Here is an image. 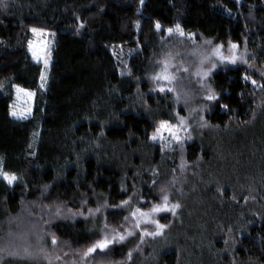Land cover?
I'll use <instances>...</instances> for the list:
<instances>
[{"label": "trees", "instance_id": "16d2710c", "mask_svg": "<svg viewBox=\"0 0 264 264\" xmlns=\"http://www.w3.org/2000/svg\"><path fill=\"white\" fill-rule=\"evenodd\" d=\"M33 28L55 36L47 89ZM233 44L244 64L193 73L211 92L177 69ZM164 60L170 85L153 80ZM261 84L264 0H0V168L18 177L0 178V264H264ZM13 86L35 93L26 119L11 116ZM164 120L180 143L151 139ZM164 196L179 205L158 219L169 232L125 237ZM103 229L125 239L84 256Z\"/></svg>", "mask_w": 264, "mask_h": 264}, {"label": "rangeland", "instance_id": "374dc122", "mask_svg": "<svg viewBox=\"0 0 264 264\" xmlns=\"http://www.w3.org/2000/svg\"><path fill=\"white\" fill-rule=\"evenodd\" d=\"M44 33H45V35H44L43 38L37 37V36H35L33 34V38L31 40L30 44H32L34 49L39 50L40 44H41V39H43L44 41H47L46 52L48 53V55H47L48 67L47 68L44 67L43 60H41L40 62H37V60L33 56V50L30 49V47H29V53H30L31 57L33 58L34 62H36L38 64H41V66H42L41 76L43 75L44 79L42 80L40 78V87L43 84V87H41V88L42 89H47L48 88V84H49V77H50V67H51L52 60H53L52 50H53V45H54V41H55V36H54V33H52V32L44 31ZM209 48L210 49L204 55H203L204 52L200 53L203 48L199 49V51H194L193 54H192V51H190V54H192V55L189 56V59H190V57L200 59V61L198 62L199 64H197L196 66L192 67V69H187V71H184V69H186L184 62L189 61V60H184L183 59L184 62H182L181 64H179V66H177V69L179 71H183L184 74L189 73L187 84L190 87H193L194 89H196L197 91L200 90L201 92H206V91L208 92V90H209L208 86H206V85L204 86V84H201V83L200 84H195L192 81L193 73H196L197 75H200V76L206 78L208 76V73H211L217 67V66H215L216 63H217V65L218 64H223V63H232L231 60H232L233 57H235V63H232V64H238L239 65V64H244L245 63V59H244L243 53L239 49L238 46L236 48H232V45H231V46H229L227 48H223L221 46H213V45H211V47L209 46ZM217 49H219V55L216 52ZM221 56H223L224 59H221L220 58ZM168 59H166V60H168ZM166 60H164L163 62H165ZM163 62H162V64L160 63L162 66H163ZM166 62L168 63V68H170L171 64L168 61H166ZM204 73H207V76H205ZM197 77L198 76H196V78ZM179 84L180 85L184 84L182 79L179 81ZM17 88H21V87L13 86V88H12L14 90V94L15 95H14V99H13V103H12V107H11V112L13 110H15V111H17L19 113V112L25 110L28 107V105H31V113H32V108H33V104H34V96L26 104L25 100L27 98L24 96L23 93H17ZM21 89H24V88H21ZM24 90H26L28 92H32V91L27 90V89H24ZM158 90H156V88H155L153 91L158 92ZM0 93L5 94L3 89H0ZM208 102H209V100L208 101L205 100L204 104L207 103L206 105H208ZM30 115H28V117ZM176 118H178V116H176ZM169 123L174 125V126H176V128L178 130V135L181 137V140H182L183 139V132H182V129L180 128L181 123L180 122H174V123L173 122H169ZM159 125H160V122L157 124V128L159 127ZM164 137H165L164 140H159L158 139L155 142H158V143H161V144H164V145H166V144L169 145V144L174 143L173 141H175L169 136V134L167 132L164 133ZM142 212L149 213L150 214V218L151 219H155V220H158L160 216H164L165 214H166V216L173 215L172 211H171L172 214L167 213V211H161L159 213H153L152 209L149 210V211H142ZM130 217H131V219L128 222L129 227L126 228L127 231H128V234L125 235V237H131L129 235V233H132L134 236H132L131 238H134V239H136V241H138V246H143L144 247V246L148 245L149 243H153L157 239H160L163 236H165L166 233L164 235V232L167 230V233H168L169 229L171 228L170 224H169V226H167L168 225L167 224L166 227L162 230V234L156 235V236H150V235L149 236H144V235H142V233L144 231L152 232V231L155 230V226L153 224H151V223L141 222L140 227L137 228L134 225H135V220L138 219L139 217H133L132 215H130ZM161 224H164V223H161ZM102 231H104V229L100 231L101 235L103 237L105 235H107L109 238H111V236L114 235V234H110V233L102 234ZM118 237H119V234H117V239L114 242H112V243L119 242L120 240H119ZM131 238H129V239H131ZM97 250H99V249H97ZM53 261H55V260H53Z\"/></svg>", "mask_w": 264, "mask_h": 264}, {"label": "snow or ice", "instance_id": "6c2138e0", "mask_svg": "<svg viewBox=\"0 0 264 264\" xmlns=\"http://www.w3.org/2000/svg\"><path fill=\"white\" fill-rule=\"evenodd\" d=\"M141 4H143L144 0H140ZM6 6V4H5ZM82 26V25H81ZM155 28L157 31L161 30V25L159 22H156L155 24ZM33 32V34L37 37L43 38L45 33L42 29H38V28H33L31 30ZM166 31L168 32L169 35H171L173 33V31L179 33L180 36H184L185 33L183 31V29L180 27L179 24H176L175 29L173 28H168L166 29ZM189 37L191 38V34H189ZM30 49L33 50V56L34 58L37 60V62H40L41 60H43L44 63V67L47 68L48 67V59H47V55L48 53L46 52V48H47V41H44L43 39H41V44H40V48L39 50H36L33 48L32 44L29 45ZM237 45L233 44L232 48H236ZM217 54L219 55V49L216 50ZM221 59H224L223 56L220 57ZM232 63H235V57L232 58L231 60ZM214 66V65H213ZM184 71H187V69H184ZM205 76H207V73H204ZM41 79H44V76H41ZM175 79L174 76L170 75L168 73V63L165 61L163 62V69L160 73H158L157 75H155L153 77V80L155 81H167L168 84L170 85L172 83V81ZM245 79H248V77H245ZM253 85L257 84V81L253 80L252 81ZM260 87L264 88V84L259 85ZM41 87H43V84L41 85ZM159 87V91L160 92H164L165 91V87L164 86H158ZM167 90L169 92L173 91V89L171 87H168ZM211 92V90H209ZM17 93H23L24 96L27 98L25 100V103L27 104L29 100L32 99V97L35 95V93L33 92H28L24 89L21 88H17ZM19 98V97H18ZM177 99H179V97H177ZM206 99L208 100H215L217 99V97L215 96L214 93L208 95L206 97ZM225 108L227 107V105L224 106ZM31 114V105H28V107L21 111V112H17L15 110H13L11 112V115L13 117H16L18 119H26L28 117V115ZM181 122L183 123V118H181ZM167 132L169 134V136L175 140L177 143H180L181 141V137L178 135V130L176 128V126L170 124L168 121L164 120L160 122L159 127L153 132L151 139L153 141L156 140H164V133ZM0 178H2L4 181H6L8 183V185H12L17 179L18 177L14 174V173H9L7 171H4L2 168H0ZM167 200L168 197L164 196V205L160 206V205H156L152 208V212L153 213H159L161 211H172L174 214V210L176 208L179 207L178 204L172 205L171 208L168 207L167 204ZM124 204H127L128 201H124ZM97 211H99V209H97ZM131 215L133 217H139L138 219L135 220V227L139 228L141 222H145V223H151L155 226V230L152 232L149 231H144L142 233V235L144 236H156V235H160L162 234V230L166 227V225L161 224L158 220L155 219H151L150 218V214L149 213H144L142 212L139 208H137L134 212L131 213ZM125 219H127V217H125ZM132 233H129V235H131ZM119 240L123 241L125 239L124 235H119ZM117 239V235H112L111 238H109L107 235H105L102 239L97 240L91 247H89L87 249L86 252H84V256H88L94 252L97 251V249L104 251L105 249H107L109 247V245L114 242ZM55 239H53V243H55ZM129 256H131V253H129Z\"/></svg>", "mask_w": 264, "mask_h": 264}]
</instances>
